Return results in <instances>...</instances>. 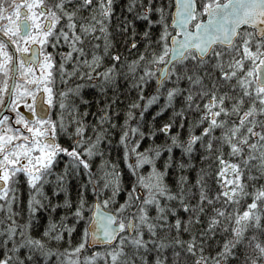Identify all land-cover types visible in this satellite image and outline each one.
<instances>
[{
  "label": "trees",
  "instance_id": "1",
  "mask_svg": "<svg viewBox=\"0 0 264 264\" xmlns=\"http://www.w3.org/2000/svg\"><path fill=\"white\" fill-rule=\"evenodd\" d=\"M172 10L62 0L51 121L74 155L10 176L0 264H264V37L242 29L203 61L189 53L158 86ZM95 201L132 234L89 249Z\"/></svg>",
  "mask_w": 264,
  "mask_h": 264
},
{
  "label": "flooded vegetation",
  "instance_id": "2",
  "mask_svg": "<svg viewBox=\"0 0 264 264\" xmlns=\"http://www.w3.org/2000/svg\"><path fill=\"white\" fill-rule=\"evenodd\" d=\"M225 1H196L195 18L203 13L196 21L204 19L207 7ZM61 5L62 0H0V170L4 168L6 176L30 175L36 165L46 167L55 157L74 155L64 153L51 121V46L61 23ZM253 25L243 29L256 36L261 21Z\"/></svg>",
  "mask_w": 264,
  "mask_h": 264
},
{
  "label": "water",
  "instance_id": "3",
  "mask_svg": "<svg viewBox=\"0 0 264 264\" xmlns=\"http://www.w3.org/2000/svg\"><path fill=\"white\" fill-rule=\"evenodd\" d=\"M173 2L170 28L175 31V35L169 40L167 61L159 70L158 86L166 80L170 67L182 61L186 54L194 52L199 60H205L212 48L231 47L238 37L239 30L251 26L255 28L253 25L255 21H261V27L256 29L257 37L264 36V0H227L224 4L208 7L205 9V19L195 24L192 30L189 26L194 20L195 0H173ZM133 48L135 44L130 47V49ZM257 85L264 87V60L257 67ZM43 109L42 118H46L48 107L44 105ZM2 114L3 110L0 118ZM46 167L31 171L32 174L29 177L34 179ZM9 179L10 176H0V190L5 189ZM138 193L141 194L140 191ZM125 231L129 235L132 234V221L126 226L116 225L115 215L105 211L97 202H94L91 222L88 226L87 246L89 249L112 246L117 237Z\"/></svg>",
  "mask_w": 264,
  "mask_h": 264
},
{
  "label": "rangeland",
  "instance_id": "4",
  "mask_svg": "<svg viewBox=\"0 0 264 264\" xmlns=\"http://www.w3.org/2000/svg\"><path fill=\"white\" fill-rule=\"evenodd\" d=\"M263 57H264V56H263ZM35 154H36V152H35ZM35 154H34V156H35ZM34 156H33V158L31 157V158H32L31 161L29 160V161L31 162L32 165H34V163H35V161H36V159H34ZM8 166H10V163H9V162H8ZM42 166H43V164L36 165L35 168L32 170V172L35 171V170L38 171ZM30 171H31V169H30ZM0 172H1V174H3V175H6V174H7V172L4 171V168H2V169L0 170ZM32 178H33V177H32Z\"/></svg>",
  "mask_w": 264,
  "mask_h": 264
}]
</instances>
